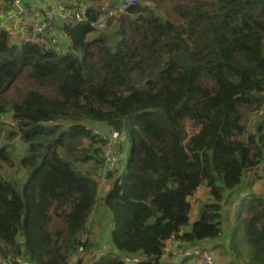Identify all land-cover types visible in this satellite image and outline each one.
<instances>
[{"label": "trees", "instance_id": "trees-1", "mask_svg": "<svg viewBox=\"0 0 264 264\" xmlns=\"http://www.w3.org/2000/svg\"><path fill=\"white\" fill-rule=\"evenodd\" d=\"M167 1L139 0L102 30L68 25L66 51L20 44L0 27V115L16 123L8 142L0 126V162L23 173L0 175V264H70L81 254L107 140L94 122L119 134L120 152L127 135L132 150L105 175L118 254L88 264H162L169 239L222 236L230 201L238 247L246 240L249 264H264V199L240 196L264 163V0H170L163 10ZM82 2L94 19L117 0ZM202 185L209 199L191 224Z\"/></svg>", "mask_w": 264, "mask_h": 264}, {"label": "rangeland", "instance_id": "rangeland-1", "mask_svg": "<svg viewBox=\"0 0 264 264\" xmlns=\"http://www.w3.org/2000/svg\"><path fill=\"white\" fill-rule=\"evenodd\" d=\"M106 4H109L108 2H104ZM139 3H146L144 0H140ZM171 6V1L168 0L163 5V10L169 9ZM33 38V37H32ZM37 39V38H35ZM0 126L3 127L4 131L2 132V142H8L6 139L7 135L10 133L11 130H15L16 123L13 122L10 118L6 116L0 115ZM189 130L192 131V127L189 124L188 125ZM93 129V128H92ZM94 130L96 133H101L103 135H106V133L109 131L107 130L106 126H103L101 124L94 125ZM119 134L113 133L110 136V143L113 144L117 151H119L120 146V140H119ZM86 141V140H84ZM123 150L120 152L119 157L127 158L129 157V154L132 150V144L130 141V138L127 135L123 136ZM10 142V141H9ZM87 142V141H86ZM11 144L14 146L12 149V152L14 151V163L17 162L16 158L19 154L22 153L21 151V142L20 138L16 137L11 141ZM119 155V154H118ZM102 157L105 160L104 154H102ZM8 163L0 162V175L9 176L11 173L13 176L16 175L17 177L22 176V171H19L17 169L18 167L11 169L12 167L7 165ZM123 164V163H122ZM112 168L113 166H109ZM101 170V174L103 176H99L98 181L101 183V192L99 194V203L97 204L95 210L91 214L89 218V231L85 232L88 234V241L89 242V248L87 251H82L81 254L77 255L74 254L71 256V262L70 264H76L77 260L80 258L83 259L84 264H88L89 262H92L94 259H98L101 257V254L108 253L110 251L111 246L109 245V236H108V230H110V221L107 220L108 214L104 211L103 204L101 206V199L104 197L106 191L110 187V181L108 178L105 177L106 173L108 171H111L107 168L105 165V162L103 164V167ZM19 171V172H18ZM114 171V170H112ZM111 171V172H112ZM18 172V173H17ZM115 178V176H114ZM249 193H255V195H258L259 197H262L264 199V163L257 167L256 169L250 171L247 175V178L244 182V189L242 190L241 196H245ZM209 199L208 196V189L205 185H202L198 191L195 193L193 197L190 198L192 202V212H191V220H194L200 215V210L203 205V203ZM238 204V201H236ZM237 204H232L230 201L226 204V210L228 214L225 218V224H226V230L222 234V236L219 237L218 241L222 243L221 245H215L211 248L212 251L215 254V258L218 262V264H249L250 263V246L248 245V242L244 240L240 248L238 247L237 238L233 237V223L235 222V210L234 207ZM111 220V218H110ZM242 235V230L240 231ZM222 247V249H220ZM123 259L127 258L124 254H122ZM247 257L249 260H247ZM179 261H182L183 258H178ZM133 259H127V262L130 264V261ZM33 264H35L33 262ZM186 264H197L196 260L193 258H188L186 261Z\"/></svg>", "mask_w": 264, "mask_h": 264}, {"label": "built area", "instance_id": "built-area-1", "mask_svg": "<svg viewBox=\"0 0 264 264\" xmlns=\"http://www.w3.org/2000/svg\"><path fill=\"white\" fill-rule=\"evenodd\" d=\"M12 9L9 10L0 21V27L5 28L10 34L18 38V35H24L26 31H30L32 35L40 36L38 40L47 45L57 48L64 42L69 43L65 27L76 23L89 21V26L102 30L107 24V20L115 18L122 13L127 12L131 6L136 4L139 0H117L114 6L103 4L100 7L102 12L98 18H89L87 6L82 0H70L68 4L60 5L58 13L54 9L47 11V14L41 18L32 20L29 24L22 25L24 19H28L32 15L31 8L26 3V0H9ZM93 133L106 138L103 154L105 157V165L109 170H115L119 166L120 153L115 146L110 143V136L106 137L101 133H96L94 130L95 123L89 124ZM119 154V155H118ZM109 166H113L110 168ZM120 169V168H119ZM111 171H108L110 173ZM101 192V183H100ZM81 245L79 246V253L84 251V243L88 241V234L83 233L80 236ZM183 256L198 258L201 264H218L215 254L209 248H204L200 245H186L183 250ZM31 264L22 256L15 261L13 259H6L1 264ZM231 264V263H229Z\"/></svg>", "mask_w": 264, "mask_h": 264}, {"label": "crops", "instance_id": "crops-1", "mask_svg": "<svg viewBox=\"0 0 264 264\" xmlns=\"http://www.w3.org/2000/svg\"><path fill=\"white\" fill-rule=\"evenodd\" d=\"M69 1L70 0H26V3L31 8L32 15H31L30 18L24 19V21L22 22V25L29 24L32 20L43 18L47 14V11L50 10V9H54L58 13V9H59L60 5H62V4L66 5V4L69 3ZM104 4H106V3H104ZM11 9H12V7H11V3H10L9 0H0V21L4 17V15ZM11 36H12V39L14 41L19 42L20 44L24 40L25 41L26 40H30L33 37V35L31 34L30 31H26V33L24 35L23 34L22 35H18V38H16L12 34H11ZM62 45H63L62 50L66 51L68 46H69V44H66V42H64ZM94 123L98 124V122H94ZM107 130H109L107 132L108 135L113 134V132H110L111 131L110 128L107 127ZM108 174L111 175V172L108 173ZM108 180L110 181V179H108ZM249 194H246L245 196H241V194H240V196L241 197H247V196H249ZM99 199L96 202V206L99 203ZM102 204H103V206H102ZM96 206H95V208H96ZM101 206L104 207V211L107 212V214H108L107 220H109L110 224H111L110 230H108V236L110 237V233H111V231L114 228V223L112 222V220H110L111 216H110V213H109L108 209L105 207V203H104L103 198L101 199ZM95 208H94V210H95ZM199 216L197 218H195L194 220L190 221L191 224H193L199 218ZM190 220H191V217H190ZM88 227H89V223H88ZM190 227L191 226H188L185 229L189 230ZM233 227H234V223H233ZM218 239L213 240V241L207 240V241H204V242H201V243H198V244H192V243H189V242H185L184 240H178L177 238L169 239L166 242L165 253H164V255L162 256V259H161L162 264H186V261L188 260V258H193V259L196 260L197 264H201L198 258L183 256V250H184L185 246L186 245H200V246H202L204 248H209L210 250H213L211 248L212 246L213 247L215 245H221L222 246V243L219 242ZM108 240H109V245L111 246L110 251L114 252L115 254H118V251L116 250V248H114L113 244L110 241V238H108ZM220 249H222V247ZM74 254H76V253H74ZM74 254H72V256ZM178 258H183V259H182V261H179ZM138 260L139 259L135 258V259L130 261V264H135ZM247 260H248V257H247Z\"/></svg>", "mask_w": 264, "mask_h": 264}, {"label": "bare ground", "instance_id": "bare-ground-1", "mask_svg": "<svg viewBox=\"0 0 264 264\" xmlns=\"http://www.w3.org/2000/svg\"><path fill=\"white\" fill-rule=\"evenodd\" d=\"M139 2V1H138ZM88 22V24H89V21H87ZM5 29V28H4ZM7 30V29H6ZM8 31V30H7ZM9 32V31H8ZM35 38H37V39H35ZM40 38V36H35V35H33V38L32 39H34V40H38ZM119 153H120V151H119Z\"/></svg>", "mask_w": 264, "mask_h": 264}]
</instances>
